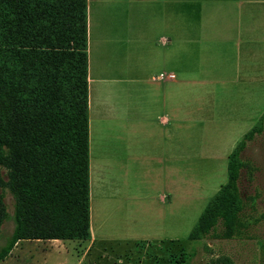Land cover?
<instances>
[{
	"label": "rangeland",
	"instance_id": "374dc122",
	"mask_svg": "<svg viewBox=\"0 0 264 264\" xmlns=\"http://www.w3.org/2000/svg\"><path fill=\"white\" fill-rule=\"evenodd\" d=\"M200 39V57L182 63L184 115L198 97L210 101L213 113L201 120L185 116L177 158L166 161L164 147L129 133L127 123H110L115 116L128 118V89L114 92L115 85L105 83L98 105L92 94L94 110L109 124L97 123V137L91 129L88 138L89 239L18 241L0 264H224L216 262L219 258L230 264H264V120L240 152L243 208L237 229L230 237L187 238L225 181L228 153L264 110V45L241 40L235 32ZM247 46L261 56L244 58ZM245 64L254 69L247 72ZM192 78L197 82L186 87ZM90 138L96 139L92 150ZM164 186L173 190L169 203L161 199ZM3 202L9 217L0 226V246L13 226L12 197L6 191Z\"/></svg>",
	"mask_w": 264,
	"mask_h": 264
},
{
	"label": "trees",
	"instance_id": "16d2710c",
	"mask_svg": "<svg viewBox=\"0 0 264 264\" xmlns=\"http://www.w3.org/2000/svg\"><path fill=\"white\" fill-rule=\"evenodd\" d=\"M263 120L264 110L228 153L189 240L237 229L240 152ZM4 191L13 226L0 260L18 240L89 239L86 0H0V226Z\"/></svg>",
	"mask_w": 264,
	"mask_h": 264
},
{
	"label": "crops",
	"instance_id": "0c3cea01",
	"mask_svg": "<svg viewBox=\"0 0 264 264\" xmlns=\"http://www.w3.org/2000/svg\"><path fill=\"white\" fill-rule=\"evenodd\" d=\"M86 6L88 138L91 129L97 137V123L109 124L94 110L93 92L98 105L105 83L115 85L114 92L126 87L128 118L115 116L110 123L125 122L129 133L153 139L158 149L164 147L161 154L166 161L177 158L185 116L201 120L213 113L210 101L198 97L184 115L182 63L186 58L200 57V46L196 45L204 41L200 38L221 39L235 32L241 40L264 45V0H86ZM244 52L246 59L261 56L254 55L250 46ZM253 69L245 64L247 72ZM193 80L197 82L192 78L186 87L192 88ZM91 139L92 150L96 139ZM97 156L95 153L99 163ZM91 160L88 153V171ZM166 182L160 179L161 186ZM162 189L161 199L169 203L173 190L171 186Z\"/></svg>",
	"mask_w": 264,
	"mask_h": 264
}]
</instances>
